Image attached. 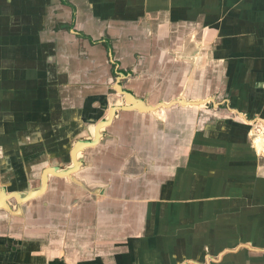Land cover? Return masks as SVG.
I'll return each mask as SVG.
<instances>
[{"label": "crops", "instance_id": "crops-1", "mask_svg": "<svg viewBox=\"0 0 264 264\" xmlns=\"http://www.w3.org/2000/svg\"><path fill=\"white\" fill-rule=\"evenodd\" d=\"M118 83L186 105L120 113L87 151L97 186L8 198L4 263L264 264V0H0V185L35 190L46 124L64 155L82 91Z\"/></svg>", "mask_w": 264, "mask_h": 264}, {"label": "water", "instance_id": "water-1", "mask_svg": "<svg viewBox=\"0 0 264 264\" xmlns=\"http://www.w3.org/2000/svg\"><path fill=\"white\" fill-rule=\"evenodd\" d=\"M122 75L125 76L124 74ZM115 86L119 92L118 95H113L109 92H96L94 90L92 93L89 91H82V95H86V100L82 107L76 108L77 114L75 117H77L79 120L77 127L72 129L69 125L65 126L67 133H70V135L69 140H67V145L65 147L66 152L64 155H53L57 143L55 142V140H53L52 137H48L47 135L50 133L54 135V131L56 132V135H58V128L56 126H53V121L49 122V124H46V130L48 131L46 132V137L44 140L45 146L47 147L46 153L44 152V157L46 159L40 161L39 163L43 165L38 173L40 182L35 190H31L29 186H26V188L22 190L10 191L9 185H0V211L4 212V214H0V216L5 215V213L8 214L9 210H12L13 212L15 211L13 209V205L10 206V204L8 203V198H10L12 202L15 200V198H17L18 203L25 202V199L21 200L20 198L23 192H25L26 197L30 198L27 202H31L34 199L38 200L39 198H44L45 196H47V194L49 195L54 191V182L59 179L70 182L72 181V183L75 181L83 182L84 184L91 182L90 184H92L93 186H97L94 184L96 183L97 179L93 178L94 176H91V174L88 172V166L86 164L88 163V159L90 157H88L87 151L90 152L91 149L100 148L106 143V141H108V135L112 131V126L116 127L115 121L119 118L120 113L138 111L140 113L159 114L164 108H172L174 106H177L178 104L186 105V103H184V98L182 97L170 101L149 103L146 98L139 96L136 92H134L133 89L124 87L120 83L116 84ZM111 97H113L114 99H111ZM209 100L210 99L207 98L198 101L202 103V106H205ZM194 105L195 104H189L188 106ZM108 110H110L109 116V113H107ZM243 115L245 116V114ZM54 128L56 130H54ZM62 128L64 129V127ZM114 129L116 130V128ZM156 142L157 144L160 142L162 144L169 145V141L164 137V134H161L160 138L157 137ZM136 156V153L132 154V156H130L126 160V164L132 163V161L136 159ZM175 158L176 159L172 158L171 161L173 163L174 161H176L177 165H179L181 161L179 159V156ZM164 161L165 158L163 159V162ZM144 162L147 163L146 161ZM163 162H158L159 166L155 168L156 171L161 170V168L159 167L161 164H163ZM141 166H143V164H141ZM144 168V166L141 167L140 170L134 175L149 176V171L145 174ZM180 170L181 166L178 167V174ZM31 173L32 172H30V174ZM66 185L70 184L66 183ZM88 186L89 185H87V187ZM95 191L99 192V190H93L92 194L95 195ZM76 192L78 193V196H80V198L86 195L90 197V193H88V191H86L85 189L80 188L79 186H77ZM95 198L98 197L96 196ZM98 203H100V201H98ZM12 217L15 219H19L18 223L20 222V217H18V215L12 214ZM30 220H32L31 217L29 218V221ZM7 235L2 234L0 236L3 239L15 238ZM18 235L20 236L19 233ZM17 240L19 241L20 238H17ZM60 264L64 263L61 261ZM81 264L85 263L81 262Z\"/></svg>", "mask_w": 264, "mask_h": 264}, {"label": "rangeland", "instance_id": "rangeland-1", "mask_svg": "<svg viewBox=\"0 0 264 264\" xmlns=\"http://www.w3.org/2000/svg\"><path fill=\"white\" fill-rule=\"evenodd\" d=\"M107 45H108V44H107ZM105 46H106V44H105ZM106 47H107V46H106ZM210 106L213 107V103L210 104ZM6 256H7V255H6V251H5V252H1V251H0V258L2 259L1 262H0V264H5V263H4V259L6 258Z\"/></svg>", "mask_w": 264, "mask_h": 264}, {"label": "flooded vegetation", "instance_id": "flooded-vegetation-1", "mask_svg": "<svg viewBox=\"0 0 264 264\" xmlns=\"http://www.w3.org/2000/svg\"><path fill=\"white\" fill-rule=\"evenodd\" d=\"M105 44H106V46H107L108 53H109V54L112 53V50L114 49V48H113V44H112V42H109V41H108V42H105ZM107 44H108V45H107ZM109 56H110V55H109ZM212 102H213V101H211L210 104H212Z\"/></svg>", "mask_w": 264, "mask_h": 264}, {"label": "bare ground", "instance_id": "bare-ground-1", "mask_svg": "<svg viewBox=\"0 0 264 264\" xmlns=\"http://www.w3.org/2000/svg\"><path fill=\"white\" fill-rule=\"evenodd\" d=\"M192 104H195L196 106L197 105H202V103L200 101H194Z\"/></svg>", "mask_w": 264, "mask_h": 264}]
</instances>
